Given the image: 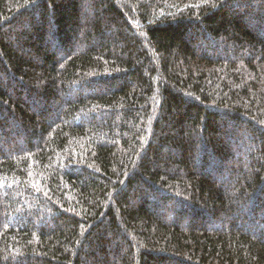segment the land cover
<instances>
[{"label":"trees","instance_id":"1","mask_svg":"<svg viewBox=\"0 0 264 264\" xmlns=\"http://www.w3.org/2000/svg\"><path fill=\"white\" fill-rule=\"evenodd\" d=\"M0 264H264V0H0Z\"/></svg>","mask_w":264,"mask_h":264}]
</instances>
